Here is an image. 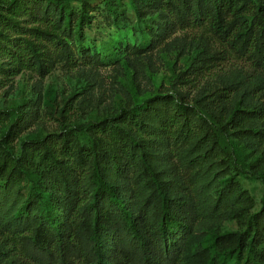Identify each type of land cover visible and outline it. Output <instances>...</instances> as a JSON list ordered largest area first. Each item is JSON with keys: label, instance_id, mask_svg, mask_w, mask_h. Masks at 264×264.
<instances>
[{"label": "trees", "instance_id": "trees-1", "mask_svg": "<svg viewBox=\"0 0 264 264\" xmlns=\"http://www.w3.org/2000/svg\"><path fill=\"white\" fill-rule=\"evenodd\" d=\"M71 1L89 7V0L0 1L1 77L23 70L43 76L70 61L66 39L81 22ZM101 2L112 10L119 0ZM129 3L138 18H159L157 31H149L154 40L176 28L201 29L203 46L176 77L178 86L228 54L264 72V0ZM260 88L249 106L251 91L224 80L196 100L211 120L193 119L194 106L179 92L83 123L65 106L59 132L18 148L13 123L0 139V193L28 185L6 221L24 258L38 264H264V194L261 207L250 212L253 200L235 178L250 175L264 185V84ZM217 215L236 218L239 228L200 241L196 221ZM19 261L0 251V264Z\"/></svg>", "mask_w": 264, "mask_h": 264}, {"label": "rangeland", "instance_id": "rangeland-1", "mask_svg": "<svg viewBox=\"0 0 264 264\" xmlns=\"http://www.w3.org/2000/svg\"><path fill=\"white\" fill-rule=\"evenodd\" d=\"M88 3L89 7L83 10L79 2H70L81 22L66 39L71 54L68 63L57 62L43 76L31 70L8 79L0 76V139L14 123L15 148L24 141L59 132V116L65 106L71 107L76 121L83 123L115 116L154 95L179 92L194 106L193 119L211 120L205 107L196 100L220 88L224 80H233L239 91H251V99H245L249 106L254 104L253 95H260L264 72L233 54L194 82L183 86L175 83L178 74L190 69L198 56L197 49L203 46L200 28H176L164 38L154 40L149 31L156 32L157 23L161 22L156 14L138 18L129 0H119L112 10L101 0ZM211 98L206 97L204 102L209 103ZM15 109L22 113L19 119L11 112ZM222 145L228 147L227 141L222 140ZM235 178L253 200L250 212L257 211L264 185L250 175ZM27 189L25 185L19 193L16 189L0 193V251L15 256L17 262L21 260L20 264H38L24 258L22 244L12 238L6 224L14 207L23 203ZM208 194L213 197L214 190ZM238 228L237 219L228 215L199 219L194 225L200 241L208 240L215 232Z\"/></svg>", "mask_w": 264, "mask_h": 264}]
</instances>
